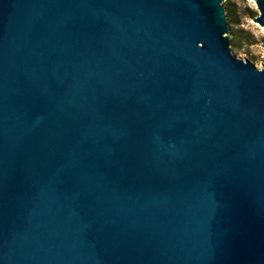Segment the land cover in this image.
<instances>
[{
  "label": "water",
  "instance_id": "obj_1",
  "mask_svg": "<svg viewBox=\"0 0 264 264\" xmlns=\"http://www.w3.org/2000/svg\"><path fill=\"white\" fill-rule=\"evenodd\" d=\"M225 1L0 0V264H264Z\"/></svg>",
  "mask_w": 264,
  "mask_h": 264
},
{
  "label": "rangeland",
  "instance_id": "obj_2",
  "mask_svg": "<svg viewBox=\"0 0 264 264\" xmlns=\"http://www.w3.org/2000/svg\"><path fill=\"white\" fill-rule=\"evenodd\" d=\"M233 2V16L226 10L229 31L225 33L231 49L236 56L264 69V27L253 21L260 15L256 0Z\"/></svg>",
  "mask_w": 264,
  "mask_h": 264
},
{
  "label": "trees",
  "instance_id": "obj_3",
  "mask_svg": "<svg viewBox=\"0 0 264 264\" xmlns=\"http://www.w3.org/2000/svg\"><path fill=\"white\" fill-rule=\"evenodd\" d=\"M233 3H234L233 0H226L224 2L225 8L228 11V15L229 16H233V11H234V9H233Z\"/></svg>",
  "mask_w": 264,
  "mask_h": 264
}]
</instances>
